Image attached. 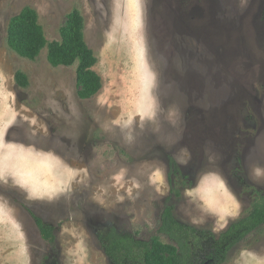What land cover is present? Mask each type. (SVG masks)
<instances>
[{
	"label": "rangeland",
	"instance_id": "obj_1",
	"mask_svg": "<svg viewBox=\"0 0 264 264\" xmlns=\"http://www.w3.org/2000/svg\"><path fill=\"white\" fill-rule=\"evenodd\" d=\"M26 7L47 41L34 60L7 43ZM73 11L101 79L89 99L77 62H48ZM171 160L190 182L178 195ZM251 187L264 194V0H0V264H109L98 236L169 243L167 206L218 238ZM225 260L264 264V225Z\"/></svg>",
	"mask_w": 264,
	"mask_h": 264
},
{
	"label": "trees",
	"instance_id": "obj_2",
	"mask_svg": "<svg viewBox=\"0 0 264 264\" xmlns=\"http://www.w3.org/2000/svg\"><path fill=\"white\" fill-rule=\"evenodd\" d=\"M84 26L82 15L78 11L71 12L66 26L60 30V41L48 45V62L53 67L70 66L77 62L78 97L89 99L101 89V79L93 71L96 59L85 43ZM7 43L18 56L29 60H34L46 46L47 41L34 9L26 7L10 20ZM15 81L20 87L27 85L26 76L20 71L16 72ZM181 179L183 183H190L184 171L171 160L168 181L175 195L179 194L176 188ZM251 193L254 200L245 215L231 223L218 238L178 222L173 206H167L161 213L158 234L169 243L161 241L158 236L147 241L138 240L118 233L114 228L106 235L98 236V239L109 264H222L233 246L264 225V194L255 187H251ZM34 222L43 240H53L52 227L37 217H34Z\"/></svg>",
	"mask_w": 264,
	"mask_h": 264
}]
</instances>
